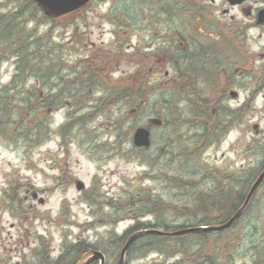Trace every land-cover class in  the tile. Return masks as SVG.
<instances>
[{"label":"rangeland","instance_id":"obj_1","mask_svg":"<svg viewBox=\"0 0 264 264\" xmlns=\"http://www.w3.org/2000/svg\"><path fill=\"white\" fill-rule=\"evenodd\" d=\"M172 1L92 0L75 14L51 21L28 0H0V16L25 11L21 22L33 40L42 42L39 51L43 55L60 54L63 64L57 76L70 82L75 75L90 71L101 81L90 89L79 110L69 98L50 106L52 95L59 94L57 76L49 84L34 77L15 78L14 58L0 63V264L32 263L39 247L57 257L66 243L80 240L102 251L113 235L123 236L137 222L149 221L160 228H187L196 223V218L172 212L161 213L160 219L148 215L142 200L149 197L182 208L192 194L165 182L177 159L170 157L167 164L156 159L160 149L181 154L179 148L193 144L200 132L191 119V95L171 90L186 74L184 60L173 59L176 74L161 60L162 69L155 74L149 72L153 58L139 54L151 47L155 50L163 42L153 41L151 33L139 34V21L159 18L158 9ZM4 48L0 44V51ZM256 77L238 76L232 87L238 97L227 98V107L217 108H228L233 124L225 136L198 150L188 168L211 170L207 175L220 171L219 178L238 171L244 177L246 169L255 175L263 169L264 85ZM134 79L135 85L143 83L152 91L143 105L108 97L106 88ZM204 90L203 84H196L198 94L203 95ZM5 91L9 111L3 109ZM27 92L45 102L38 131L22 103ZM170 113L176 130L153 128L152 150L137 152L131 143L133 130L152 116L168 120ZM78 118L82 120L77 122ZM34 135H41L38 142ZM213 177L203 181L199 175L194 181L209 191ZM77 182L84 184L83 190H76ZM242 186L235 184L239 191ZM33 194L44 199V204L32 199ZM91 195L93 200L86 201ZM185 241L196 249L197 241ZM225 243L232 247H223ZM209 248L215 252L208 255L222 258L226 264H264V185L255 193L246 216L230 233L210 238ZM139 256H131L128 263L182 264L185 260L180 253Z\"/></svg>","mask_w":264,"mask_h":264},{"label":"trees","instance_id":"obj_2","mask_svg":"<svg viewBox=\"0 0 264 264\" xmlns=\"http://www.w3.org/2000/svg\"><path fill=\"white\" fill-rule=\"evenodd\" d=\"M28 3L33 7L35 6L32 0H28ZM21 3H19L20 5ZM175 5H170L167 2L165 3L166 10L168 12L179 14V5L178 1L174 0ZM36 7V6H35ZM37 9V8H36ZM25 12V11H23ZM22 10L16 12L10 16H0V44L4 46V50L0 51V63L8 58H14L16 65V76L15 78L24 77L25 79L29 77H34L38 81L49 84L50 78L57 76V70L59 71L63 61L59 57L49 54L43 55L39 48L41 47L42 42L38 39L33 40L32 34L27 30L26 26L21 22L20 17L23 15ZM56 53V52H55ZM54 53V54H55ZM56 72V73H55ZM201 74H191L190 77L185 75L180 77L178 84L173 85L172 91L175 93L181 94H193L197 99L190 98L189 106L191 107V119L192 122L199 128L200 132L206 131V142L211 141L215 138H218L219 135L224 136L228 131V128L231 126L232 112H229L228 108H220L203 105L202 102L198 100V92L196 91V84L198 83V78ZM59 82L58 92L59 94L52 95V100L50 101V106L55 105L58 100L69 98L74 101L72 98V86L77 83L78 92L83 94L82 97H79L78 101H74L79 110L82 106L80 103L86 98L89 94L90 89H94L98 83L101 81L95 77V75L90 71H84L75 75L74 79L70 82L64 81L60 75L55 77ZM183 79L190 80V88H187L186 83L183 82ZM47 80V81H46ZM135 79L132 82L117 83L113 85L108 90V97H114L112 101L120 102L125 100L129 105L141 106V103H144L145 98L152 92L147 89L145 84L135 85ZM5 96L3 101V109L7 110L9 106V97L6 95L8 91H5ZM30 92H27L26 96L23 98V104L31 112V117L35 127V130H39L42 123L41 114L44 113V103H42V98L39 95H35L33 99L32 96H29ZM211 108L214 109L211 112ZM173 110V109H172ZM215 110H218L217 112ZM41 111V114H40ZM135 112H137L135 110ZM168 120L163 121L162 126H167L171 128V131L176 130V121L171 113L168 115ZM82 119L78 118L77 122H80ZM227 121L230 123H227ZM205 125H208V128H205ZM35 141L39 140L41 135H34ZM203 137L200 135H195L193 139V144L189 147L185 145L180 147V153L171 152L173 159H177L176 167L172 171L170 177H165L166 181L170 187L179 191H190L192 194L188 198V201L184 204L182 208L175 206L169 203H159L149 197L142 199L145 200L148 211V215H154L160 219L161 213H175L176 215L182 216H191L196 218V223L191 227L199 226H208L211 224H221L230 219V217L241 207L244 201V191L247 190L246 184L243 185L241 192H238L236 199L231 198L233 194L234 187L226 188L225 184L216 181L213 177L211 181L213 186L209 191H205L198 183L197 180L194 181V178H198L201 175V179L204 181L206 179L207 173L211 170L204 172H196L194 166L188 168V164L191 161L190 158L195 156V153L200 150L202 151L205 147ZM34 141V142H35ZM193 147V149H190ZM183 163V164H182ZM182 164V165H181ZM170 165V164H169ZM167 166L170 168V166ZM264 168V165H263ZM258 175V172L255 174V177ZM241 185L240 182L236 183ZM137 195L132 196V199H135ZM94 195H91L86 199V201L93 200ZM140 198V195H138ZM215 215V216H213ZM246 216V212L237 220V222L228 230L223 232H212L203 230L194 234L184 235V236H173V237H163L153 234H147L136 242H134L128 249L126 255V264H129L131 256L145 257L151 253H163L173 256L176 253H180L184 256L185 260L182 264H226V261L219 259L216 256L208 255L214 253L210 249V238L219 237L224 234L230 233L234 227ZM159 225H152L149 221L146 222H137L130 229H128L123 236L113 235L103 247H108L102 252L106 255L108 263L107 264H117L118 262V253L125 243L128 236L132 233L149 228H157ZM164 231H176L186 227H162ZM186 239H192L197 241L196 249H194ZM64 247H72L67 253L75 251L76 256H68L65 254L61 261H55L48 258L47 255H39V251H35L37 259L35 262L30 264H67V263H80L85 258H87L93 250L96 249V246H93L86 241H74L66 243ZM223 247H232L231 244L225 243ZM222 251H226L223 249ZM187 253H190V256L187 257Z\"/></svg>","mask_w":264,"mask_h":264},{"label":"flooded vegetation","instance_id":"obj_3","mask_svg":"<svg viewBox=\"0 0 264 264\" xmlns=\"http://www.w3.org/2000/svg\"><path fill=\"white\" fill-rule=\"evenodd\" d=\"M177 1L180 8L179 14L168 12L165 6H162L157 12L159 18L139 21L137 29L139 34L151 33L153 41L163 40L162 48L157 46L155 50H152L151 47L147 48L148 52L139 53L140 57L153 58L149 72L160 73L163 65L161 60H163L176 74L177 69L172 62L175 57H181L187 69L186 74L182 76L201 74L198 83L203 84L205 92L202 93L203 95L201 93L198 95V100L203 105L212 107H227L226 100L230 98V92L234 91L232 87L239 75L258 76L256 77L258 82L264 85V0ZM167 3L175 5L174 0ZM141 15L143 16V9ZM159 64H161L160 68H158ZM167 74L166 72L165 76ZM183 82L186 83L187 88H190V80L183 79ZM72 88V98L78 101L83 94L78 92L77 83ZM191 97L197 99L195 95ZM42 102L45 103L44 99ZM148 127L152 136L153 127L151 125ZM205 128H208V125H205ZM199 134L206 138L205 130ZM152 147L151 144L147 150H137L149 152ZM168 151V149L166 151L160 149L156 159L162 164L169 163L171 155ZM239 174L240 171L231 176L240 178L243 185L249 186L254 180V174L250 175L247 169L244 177ZM222 177L223 175L220 174V178ZM228 177L229 175L224 176V180ZM236 197L237 195L233 196L232 200ZM71 248L63 247L57 257L47 255L59 262L65 254L70 257L76 256L75 251L66 252Z\"/></svg>","mask_w":264,"mask_h":264},{"label":"water","instance_id":"obj_4","mask_svg":"<svg viewBox=\"0 0 264 264\" xmlns=\"http://www.w3.org/2000/svg\"><path fill=\"white\" fill-rule=\"evenodd\" d=\"M36 4L39 10L47 17L51 19L58 18L62 15L74 12L76 10H79L86 6L90 0H33ZM230 96L235 98L236 93L232 92L230 93ZM150 123L155 126H160L161 121L158 119H152L150 120ZM132 143L134 147L138 148H148L150 146V132L148 129L140 127L137 128L133 135H132ZM264 181V170L258 175L254 183L251 185L244 203L242 206L237 210V212L225 223L221 225H213L208 227H197V228H186L174 232H162L155 229L150 230H143L136 232L132 234L125 244L123 245L120 254H119V260L117 264H125V255L130 248V246L139 238L147 235V234H153V235H160V236H180V235H186V234H194L203 230L212 231V232H220L223 230L228 229L231 227L234 222L240 217L244 209L247 207L248 203L250 202L251 197L253 196L254 192L258 189V187L262 184ZM76 189L78 191H81L84 189V184L82 182H78L76 184ZM33 199L37 198V194L32 195ZM43 199H38L39 204H43ZM94 261H99L100 264H105V257L102 253L95 251L93 252L92 256L87 258L84 262L81 264H90Z\"/></svg>","mask_w":264,"mask_h":264}]
</instances>
